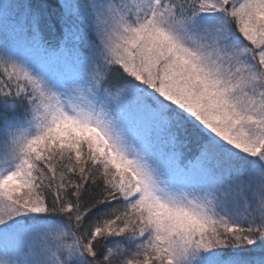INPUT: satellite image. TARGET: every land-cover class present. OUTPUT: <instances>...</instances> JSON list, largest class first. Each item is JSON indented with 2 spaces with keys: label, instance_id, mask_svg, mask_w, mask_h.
Returning a JSON list of instances; mask_svg holds the SVG:
<instances>
[{
  "label": "snow or ice",
  "instance_id": "6c2138e0",
  "mask_svg": "<svg viewBox=\"0 0 264 264\" xmlns=\"http://www.w3.org/2000/svg\"><path fill=\"white\" fill-rule=\"evenodd\" d=\"M0 264H264V0H0Z\"/></svg>",
  "mask_w": 264,
  "mask_h": 264
},
{
  "label": "trees",
  "instance_id": "16d2710c",
  "mask_svg": "<svg viewBox=\"0 0 264 264\" xmlns=\"http://www.w3.org/2000/svg\"><path fill=\"white\" fill-rule=\"evenodd\" d=\"M32 3L54 4V0H31Z\"/></svg>",
  "mask_w": 264,
  "mask_h": 264
},
{
  "label": "rangeland",
  "instance_id": "374dc122",
  "mask_svg": "<svg viewBox=\"0 0 264 264\" xmlns=\"http://www.w3.org/2000/svg\"><path fill=\"white\" fill-rule=\"evenodd\" d=\"M23 2H29V0H23ZM30 2H31V0H30Z\"/></svg>",
  "mask_w": 264,
  "mask_h": 264
}]
</instances>
